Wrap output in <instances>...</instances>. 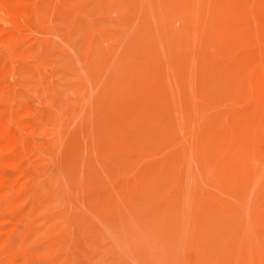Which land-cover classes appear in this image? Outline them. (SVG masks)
I'll use <instances>...</instances> for the list:
<instances>
[{
	"label": "rangeland",
	"instance_id": "374dc122",
	"mask_svg": "<svg viewBox=\"0 0 264 264\" xmlns=\"http://www.w3.org/2000/svg\"><path fill=\"white\" fill-rule=\"evenodd\" d=\"M0 178V264H264V0H0Z\"/></svg>",
	"mask_w": 264,
	"mask_h": 264
},
{
	"label": "bare ground",
	"instance_id": "6f19581e",
	"mask_svg": "<svg viewBox=\"0 0 264 264\" xmlns=\"http://www.w3.org/2000/svg\"><path fill=\"white\" fill-rule=\"evenodd\" d=\"M14 143H15V141H14ZM17 145V144H16ZM1 179V178H0Z\"/></svg>",
	"mask_w": 264,
	"mask_h": 264
}]
</instances>
